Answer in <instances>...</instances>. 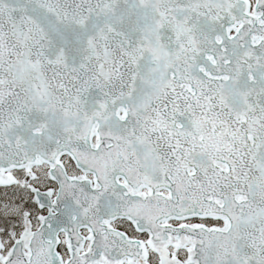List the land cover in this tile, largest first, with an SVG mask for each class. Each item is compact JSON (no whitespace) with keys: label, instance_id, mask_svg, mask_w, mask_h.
<instances>
[{"label":"snow or ice","instance_id":"snow-or-ice-1","mask_svg":"<svg viewBox=\"0 0 264 264\" xmlns=\"http://www.w3.org/2000/svg\"><path fill=\"white\" fill-rule=\"evenodd\" d=\"M0 264H264V0H0Z\"/></svg>","mask_w":264,"mask_h":264}]
</instances>
